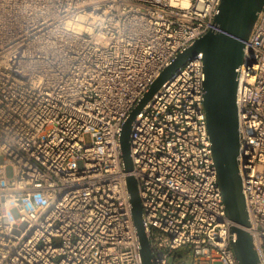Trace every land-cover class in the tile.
I'll use <instances>...</instances> for the list:
<instances>
[{
    "label": "built area",
    "instance_id": "obj_1",
    "mask_svg": "<svg viewBox=\"0 0 264 264\" xmlns=\"http://www.w3.org/2000/svg\"><path fill=\"white\" fill-rule=\"evenodd\" d=\"M220 3L0 0V264H143L130 174L154 264H186L174 257L185 246L192 264H239L208 133L202 53L133 121L131 172L120 148L132 109L178 53L217 28ZM245 44L237 162L246 229L264 264V7Z\"/></svg>",
    "mask_w": 264,
    "mask_h": 264
},
{
    "label": "water",
    "instance_id": "obj_2",
    "mask_svg": "<svg viewBox=\"0 0 264 264\" xmlns=\"http://www.w3.org/2000/svg\"><path fill=\"white\" fill-rule=\"evenodd\" d=\"M264 7V0H221L215 15L216 29L197 38L193 45L178 53L155 79L150 89L132 109L120 133V148L126 172L132 171L130 134L132 123L163 84L198 53L204 60V110L212 143L219 185L228 218L236 233L233 249L239 264H261L251 233L242 178L238 168L239 129L237 90L245 42ZM132 214L140 241L143 264H154L150 241L145 231L143 207L134 175L127 177Z\"/></svg>",
    "mask_w": 264,
    "mask_h": 264
},
{
    "label": "rangeland",
    "instance_id": "obj_3",
    "mask_svg": "<svg viewBox=\"0 0 264 264\" xmlns=\"http://www.w3.org/2000/svg\"><path fill=\"white\" fill-rule=\"evenodd\" d=\"M85 140L88 141V142L91 140V137H90L89 134L85 135ZM13 171H14L13 170V166H11V165L7 166L6 173H7L8 177H12ZM174 257L185 261L186 264H192V262L194 261L193 250L190 247H188V246H185V247L177 249L175 254H174ZM202 264H206V263H202ZM215 264H220V263L217 262Z\"/></svg>",
    "mask_w": 264,
    "mask_h": 264
}]
</instances>
